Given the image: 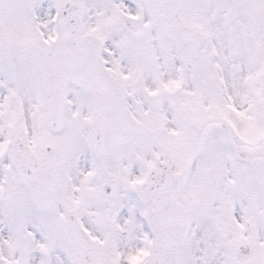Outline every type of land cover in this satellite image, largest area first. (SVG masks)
Masks as SVG:
<instances>
[{
    "label": "snow or ice",
    "instance_id": "6c2138e0",
    "mask_svg": "<svg viewBox=\"0 0 264 264\" xmlns=\"http://www.w3.org/2000/svg\"><path fill=\"white\" fill-rule=\"evenodd\" d=\"M0 264H264V0H0Z\"/></svg>",
    "mask_w": 264,
    "mask_h": 264
}]
</instances>
